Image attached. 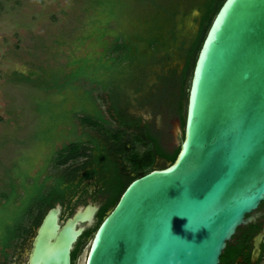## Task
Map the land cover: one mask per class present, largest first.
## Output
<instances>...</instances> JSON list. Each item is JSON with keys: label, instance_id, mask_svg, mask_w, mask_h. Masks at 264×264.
I'll list each match as a JSON object with an SVG mask.
<instances>
[{"label": "water", "instance_id": "water-1", "mask_svg": "<svg viewBox=\"0 0 264 264\" xmlns=\"http://www.w3.org/2000/svg\"><path fill=\"white\" fill-rule=\"evenodd\" d=\"M194 10V14H198ZM175 159L132 179L96 226L85 264H220L264 201V0H224L197 54ZM97 207L49 208L23 264H70ZM264 228L253 238V258Z\"/></svg>", "mask_w": 264, "mask_h": 264}, {"label": "trees", "instance_id": "trees-1", "mask_svg": "<svg viewBox=\"0 0 264 264\" xmlns=\"http://www.w3.org/2000/svg\"><path fill=\"white\" fill-rule=\"evenodd\" d=\"M88 1L99 6L105 16L103 20L97 21L101 27L93 32L97 33V41L102 47L100 54L74 60L70 64L73 67L68 71H44L45 76L41 81L31 80V74H20L18 78L32 82L35 88L45 93L44 96H35L33 99V109L38 121L31 132L30 140L49 143L52 146L34 175H31L29 166L27 167L31 159L28 156H22L5 170V184L0 187V257L4 262L7 261L10 250L15 247L16 241L22 239L23 242L49 208L57 202L64 204L67 196L77 193L80 182L74 183L73 180L81 169L94 164L112 173V180L106 187L109 195L97 213V224L115 205L127 184L152 169L134 171L123 180V174L118 168V158H122L129 151L128 142L124 137L127 129L137 130L146 143L151 145V150L164 157L167 162L175 159L178 147L172 151L164 150L151 128L143 124L140 118L127 113L125 105L131 97L129 88L136 93L135 100L138 103H150L154 107H164L177 113L183 127L193 66L213 17L224 0H202L189 5L188 8H197L200 13L198 30L192 36L184 38L178 37L177 16L182 13L177 5L167 6L162 0ZM182 12L184 16L185 9ZM124 17L129 19L128 25L131 26H123L122 23L120 26ZM113 20H116L119 26L110 31L109 25ZM175 54L184 59V66L180 71L177 66L169 64ZM156 65L168 69L161 73L152 70L156 76L154 86L157 82L160 86L146 87L145 82L149 75L147 73ZM80 81L95 84L106 92L109 101L107 115L98 105L91 89L78 93ZM53 89L64 93L61 101L56 102L49 97V91ZM68 91L72 92L73 99L67 96ZM68 101L73 103L68 106ZM113 119L117 120L119 125L112 128ZM61 124L69 126L66 135L64 130L57 131ZM78 125L82 127L80 133L77 131ZM92 125H107L109 131L118 136L112 141L111 148L106 146L111 143L110 135L106 132L98 138L86 129ZM97 131L101 133V129L98 128ZM60 138L63 140L61 148L58 149L55 143ZM83 143L87 145L80 147ZM56 152L65 154L60 163L80 155L88 157L78 165L67 166L64 172L60 173V170L55 172L48 169ZM111 154L116 157L114 160L109 157ZM139 155L140 153L136 152L132 157ZM163 166L165 165L158 167ZM90 175L85 171L81 180ZM68 211L72 212L71 206ZM95 228L85 230L80 240L88 238ZM239 254L232 243L228 242L220 256V264H230Z\"/></svg>", "mask_w": 264, "mask_h": 264}, {"label": "rangeland", "instance_id": "rangeland-1", "mask_svg": "<svg viewBox=\"0 0 264 264\" xmlns=\"http://www.w3.org/2000/svg\"><path fill=\"white\" fill-rule=\"evenodd\" d=\"M200 1L202 0H162L167 6L177 5L182 13L177 16L179 38L190 37L197 32L200 13L194 14V10L198 9L188 6ZM184 9L186 13L183 16ZM104 17L102 9L88 0H0V187L5 184V170L10 168L14 161L22 156L30 157L27 167L29 166L31 175H34L52 146L49 143L30 140L31 132L38 121L33 109V99L35 96H44L45 93L35 88L30 81L18 80L20 74L24 76L31 74V80L41 81L45 76L44 71L51 69L68 71L73 67L70 64L74 60L98 56L102 47L97 41V33L93 32L101 27L97 21L103 20ZM125 19V17L121 19L120 26L121 23L123 26L129 24V19ZM118 26L119 23L113 20L109 30L113 31ZM169 64L177 66L180 71L184 66V59L175 54ZM166 69L168 67L164 69L160 65L153 66L147 73L149 75L145 82L146 87L160 86L158 82L154 86L156 76L153 71L161 73ZM78 85V93L88 88L92 90L98 105L107 115L109 101L106 92L97 85L85 81H80ZM129 91L130 101L125 105L127 113L147 124L152 132L160 137V145L164 150L175 149L171 122L178 116L177 113L164 107H154L150 103L140 104L135 100L134 90L129 88ZM68 92L67 96L73 99L72 92ZM63 94L56 89L49 91V97L56 102L63 99ZM68 102V106L73 103ZM111 127L116 125L112 124ZM98 128L101 129V133H98ZM68 129V125L61 124L57 131L64 130L66 135ZM81 129L82 127L78 125V133ZM86 129L97 137L106 132L111 140L118 137L109 131L107 125L99 127L92 125ZM124 137L128 142L129 151L123 158L132 171H146L168 163L164 157L151 150V145L146 143L139 133L128 131ZM61 140L63 138L56 140V147L60 145ZM136 152L140 155L132 157ZM60 157V154L54 156L49 166L50 171L64 167L57 164ZM80 160L81 158L70 160L66 165H76ZM75 204L76 197L67 196L64 202L65 213L68 212L69 206H76ZM96 225L97 223L92 228ZM92 236L93 233L84 244L82 264ZM21 241L22 239L16 241L6 262L0 257V264H15Z\"/></svg>", "mask_w": 264, "mask_h": 264}, {"label": "flooded vegetation", "instance_id": "flooded-vegetation-1", "mask_svg": "<svg viewBox=\"0 0 264 264\" xmlns=\"http://www.w3.org/2000/svg\"><path fill=\"white\" fill-rule=\"evenodd\" d=\"M112 121H113V124H115L116 126L119 125L117 120L113 119ZM128 131L137 132V130H135L134 128L127 129L126 133ZM98 138H101V137H98ZM158 140L160 143V137H158ZM112 141L113 140H111V143L106 145L107 148L112 147V144H113ZM61 143L58 146V149L61 148ZM84 145H87V144L86 143L80 144V147ZM88 145L90 146L91 144L88 143ZM87 152H90V150H87ZM56 154H61V153L56 152ZM64 156L65 154L61 155L59 161L57 162L58 165L64 166V167H61V169H58L60 170V173L64 172V168L71 165V164L66 165L68 161L74 160V159H70L65 163H60V160ZM87 157L88 156L80 155L75 159L81 158V160L79 161L80 163V162L86 161ZM109 157L113 160L114 158H116L112 154ZM123 157L118 158V168L123 174V180H126L128 176L134 173V171L130 169L129 165L126 163ZM79 163H77L76 165H78ZM85 171L89 172L91 175L81 180ZM111 180H112V173L110 171L100 169L99 166H95L94 164L81 169L78 172V175L73 180L74 183L80 182V188L78 189L75 195L70 196V197H76V204H75L76 206L72 207V212L76 209V207L80 205L85 206L89 203L97 207L94 213L93 223L91 225H86L84 231L91 229L98 222L97 213L100 210L101 206L106 201V199L108 198L109 193L106 187ZM60 204H61V217L65 215H70L72 213V212L70 213V211L68 210H67L68 212L65 213L66 211L64 209V204L63 203H60ZM248 216L251 217V220L247 222L246 224L238 227L230 241V243H232V245L236 248V250L240 252V254L232 262H230V264H264V236L260 242L258 254L255 258H253V249H254L253 238L255 237L256 234H258L264 228V201L261 202L255 210H253L250 214H248ZM37 226H33L32 232L27 236L25 240H23V242L20 243V246L18 248L19 252L15 259V264H23L25 262L24 251H25V248L29 246L30 238L34 235L35 229L37 228ZM81 235L78 237L77 241L74 243V246L70 252V261H71L70 264H82L81 263L82 262L81 261L82 252L84 250L83 247H84V244L86 243L87 238L81 241L80 240ZM83 264H85V261L83 262Z\"/></svg>", "mask_w": 264, "mask_h": 264}]
</instances>
